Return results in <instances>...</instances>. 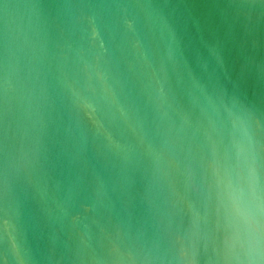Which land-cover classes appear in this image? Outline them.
Returning <instances> with one entry per match:
<instances>
[{
  "label": "water",
  "instance_id": "95a60500",
  "mask_svg": "<svg viewBox=\"0 0 264 264\" xmlns=\"http://www.w3.org/2000/svg\"><path fill=\"white\" fill-rule=\"evenodd\" d=\"M69 85L99 100L119 151L78 124ZM234 95L264 143V0H0V264H142L158 239L163 251L204 212L202 170L189 176L186 157L207 153L218 124L205 98ZM165 133L177 146L154 185ZM6 179L19 210L7 234ZM212 255L201 241L197 264Z\"/></svg>",
  "mask_w": 264,
  "mask_h": 264
},
{
  "label": "clouds",
  "instance_id": "9594fccd",
  "mask_svg": "<svg viewBox=\"0 0 264 264\" xmlns=\"http://www.w3.org/2000/svg\"><path fill=\"white\" fill-rule=\"evenodd\" d=\"M100 39L101 30L93 24L89 40L95 44ZM99 74L103 77L102 71ZM157 95L162 99V87L158 88ZM100 100L109 108L116 104L115 91L106 83L101 89ZM205 101L217 116L218 124L212 122L211 130H205L207 153L201 149L197 160L190 146L186 157L189 176L194 175L195 164L202 170L203 215L199 211L193 212L183 236L176 234L172 237L169 233V246L163 251L158 239L154 248L144 254L142 264H155L156 261L165 264V260L167 264H197L201 241L205 250L211 246L213 255L209 264H264V143L258 137L259 121L238 96L234 95L228 101L223 97L213 99L209 96ZM64 102L75 113L78 124H91L93 134L103 137L106 149L120 150L112 133L95 119L99 100L69 85L64 93ZM221 110L225 115L219 119ZM177 139L165 133L159 149L150 153L154 185L161 184L167 177V164L175 152ZM35 151H39V137ZM5 193L8 198L3 225L7 234L10 230L17 231L19 216L16 201L9 195L11 185L7 179ZM11 252L15 259H20L15 242Z\"/></svg>",
  "mask_w": 264,
  "mask_h": 264
}]
</instances>
